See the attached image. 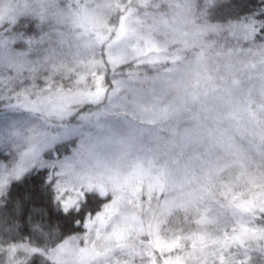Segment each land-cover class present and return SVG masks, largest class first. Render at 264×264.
Wrapping results in <instances>:
<instances>
[{
    "label": "snow or ice",
    "instance_id": "snow-or-ice-1",
    "mask_svg": "<svg viewBox=\"0 0 264 264\" xmlns=\"http://www.w3.org/2000/svg\"><path fill=\"white\" fill-rule=\"evenodd\" d=\"M154 2L25 0L0 23L31 60L0 63V264H264V0H197L219 30L191 48L168 39L180 5ZM65 12L75 47L51 39ZM30 122L44 139L18 155Z\"/></svg>",
    "mask_w": 264,
    "mask_h": 264
},
{
    "label": "rangeland",
    "instance_id": "rangeland-1",
    "mask_svg": "<svg viewBox=\"0 0 264 264\" xmlns=\"http://www.w3.org/2000/svg\"><path fill=\"white\" fill-rule=\"evenodd\" d=\"M25 0H0V23H6L9 20L15 22V20L23 13ZM160 4L168 5L169 11L171 12L178 4L180 7L175 10L174 15L170 17V22L166 24L168 31V39L171 41H185V47L191 48L193 44H197L203 40L208 33L214 32L211 28H202L200 31L196 32L187 28L189 19L185 16V10L190 5V0H156L153 3V8H158ZM104 5L103 7H106ZM88 13H85L87 15ZM162 13L153 12L149 17L147 23L144 24L146 32H152L160 27V19ZM188 20V21H187ZM95 27H105L106 17L102 13H97L95 16ZM83 20L79 14L76 13H62L58 17L52 20L53 32L52 35H56L55 42L63 44L65 47H75L79 36L85 33H79L78 28L83 26ZM157 24V28L152 30L151 25ZM91 26L86 30L90 31ZM56 32L58 34H55ZM12 38L8 36H3L0 38V63L7 64L9 67H27L31 60L24 58L23 60L18 59L17 55L14 54L10 49V43ZM60 60L54 59V63L48 64V68L53 71H59L57 65L61 64ZM43 67V65L41 66ZM196 71L192 69L191 72ZM191 72H186L183 76L179 77L176 81L178 86H182L184 83L188 82L190 79ZM76 97H67L65 103H75ZM55 120H53V123ZM19 131L14 133H9L11 138V146L13 150L18 155H23L26 152L31 151L36 145H38L45 136V132L36 122L22 123L19 126ZM92 132L96 136L103 135L100 129H92ZM87 152H82L80 156L76 158L77 163L86 164L88 162ZM126 161V153L119 151L117 153L111 154L106 158L101 159L99 163L100 173L104 174L107 172H112L115 169L120 168Z\"/></svg>",
    "mask_w": 264,
    "mask_h": 264
},
{
    "label": "trees",
    "instance_id": "trees-1",
    "mask_svg": "<svg viewBox=\"0 0 264 264\" xmlns=\"http://www.w3.org/2000/svg\"><path fill=\"white\" fill-rule=\"evenodd\" d=\"M196 2H197V0H190V5L188 6V8L184 12L185 16L189 19L187 28H190L191 30H195L196 32L200 31V29H202V28H211L214 30V32L218 31L219 30L218 25L210 24L207 21V19L204 18L202 13H197L196 8H195ZM157 27H158L157 24H156V26H155V24L151 25L152 30L156 29ZM167 31H170V29ZM54 33L57 34L56 32H54ZM148 33H150V32H148ZM55 36L56 35L51 36V39L53 41H57ZM57 36H58V34H57ZM11 41L12 42L10 43V46H9L10 49L12 48L13 40H11Z\"/></svg>",
    "mask_w": 264,
    "mask_h": 264
}]
</instances>
